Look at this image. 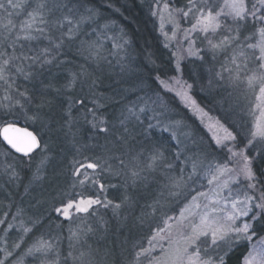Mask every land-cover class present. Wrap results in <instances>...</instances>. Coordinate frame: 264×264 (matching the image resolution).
<instances>
[{"label": "rangeland", "instance_id": "1", "mask_svg": "<svg viewBox=\"0 0 264 264\" xmlns=\"http://www.w3.org/2000/svg\"><path fill=\"white\" fill-rule=\"evenodd\" d=\"M1 1L0 3L6 2L8 5L7 0ZM28 1L13 0V3H19L20 7L13 8L8 5L6 8L3 7V10L0 8V64H3L4 60L11 59L10 54L13 51L10 52L8 47L12 43L26 36L35 37L38 35L39 38L45 36L44 31L49 26L47 18L42 23L39 16L34 21L31 20L30 16L28 18L24 16L27 12ZM97 1L102 3L101 17H98L93 10H87L77 22L72 21L69 15L62 19L69 23L63 27L59 23H54L55 30L53 31L55 37L53 44L56 43L57 48L61 45L71 47L75 39L81 40L79 57L84 62L80 65V69H82L80 77L85 85H89L87 88L89 97L95 95V97L104 98L108 95L107 91L99 90L96 87L98 82L92 83L90 80L95 70H97L96 73L102 72V75L106 74L116 81L124 73L129 75L132 71H137V60L139 64L147 67L146 77L152 73L156 88L164 93L163 95L159 93L160 96L166 97V100L169 98L175 100L185 114L182 121L171 123L172 127L168 131L172 132L173 139L179 142L181 150L178 151V154L180 158L184 159L183 169H190V175L185 179L180 177L182 180H179L180 188L184 189V194L190 188L189 196L185 198L176 211L166 215L161 226L152 231L151 237L145 240L143 248L150 249V251L140 255L138 261L133 263L156 264L157 259L163 262L174 249L185 246V237L191 235L192 225L198 224L199 216L208 209H217L218 211L213 215L223 217L225 214L234 211L231 203L233 200L241 201L237 203L236 207L243 209L242 202L245 195L254 197L255 203H258L261 195L264 194V177L260 178L254 167L256 158L264 151V139L252 137L257 124H264V96L260 93V88L264 86V83L256 80L252 87H249L247 83L248 77L253 74L259 76L264 72V69L261 68L264 60L258 59L260 49L248 47V45L261 42L259 29L264 27V23L254 20L250 16L243 21L233 19L229 15L230 9L227 6L231 0H191V3L190 0H139V3L147 9L148 18L151 21L150 26L155 32V40L160 42L172 55L173 71L171 73L170 68L157 61L154 51L150 50L148 46L150 41H148L147 36L139 40L137 47H132L137 52L125 53V50L132 46V43L129 39L126 41V38L121 36L123 29L120 25L122 22L128 26H135L129 15L133 10L132 0ZM245 4L249 11L255 5L259 9L257 15H264V5H261L259 0H245ZM190 8L191 11H189ZM209 8L213 14L221 12L218 18L220 27L215 32L211 30L203 32L199 25L193 30L192 26L200 17L198 9H203L206 13ZM40 10L45 11V7ZM185 12L188 13L187 16L184 15ZM43 17L45 16L43 15ZM100 18H104V20L98 22ZM85 22L90 24L83 38V33L77 25L80 23L82 27ZM28 24H31L30 28L27 27ZM65 27L67 30L64 31ZM114 28L119 29L120 33L111 31V29L115 30ZM135 28L139 29L138 27ZM225 37H228L227 41H225ZM85 38L89 39L83 41ZM109 43L113 44L112 48H109ZM7 44H9L8 47H6ZM212 44L221 46L213 48ZM31 47H28V50H32L34 46L31 45ZM240 52H243L244 56H240ZM190 61H194L193 63L197 65V74L204 75L205 70L208 72L206 83L201 86L204 90L212 92L210 100L205 98V94H202L204 91L201 90V87L199 90H195L196 86L194 87V83L187 78L185 73L184 76L181 75L182 64H189ZM7 66L5 79L0 80V128L4 123L2 120L9 116L8 111L11 109L9 101L14 94L10 91L14 85L12 84L14 76L11 72L9 73ZM26 67L19 65L15 68L16 73L23 74L24 78L30 79L31 73ZM19 70L23 72L20 73ZM139 70L138 72H140ZM237 73L239 74L238 80L235 79ZM130 84L128 92L136 94L134 100L138 103L141 99L145 100L142 105L143 111L148 110L147 108L150 110L156 103L164 106L162 101L154 103L155 101L152 102V100L148 106L150 98L147 99L148 93L142 90L143 85L139 84L137 80ZM137 84L141 86L138 87ZM93 85H96V88ZM189 85L191 87H188ZM184 94L191 97L195 104L185 101ZM5 96H9L10 99H5ZM112 99L114 96L111 97ZM132 107L128 108L125 114L121 113L120 117L126 115V119L136 118L139 120L143 111L140 110L141 108L137 110L135 105ZM95 108V105L92 104L90 126L93 132H100L106 128V120L100 116L99 111H96ZM129 109H132L135 114H131ZM116 123L120 124L121 119ZM225 129L235 137L234 140L224 139ZM217 138L221 139L220 144L216 143ZM39 139L41 146L37 151L42 150L41 153H43V140L40 136ZM249 140H252L251 144L248 143ZM241 151H243L244 156L251 160V168L255 176L253 180H247L243 176L237 175L244 164L243 156L239 155ZM234 153L236 154L234 155ZM43 154H41L39 165L43 162L41 159L47 156V154ZM52 159L51 157L48 166H51L52 170L50 171L53 172L57 169L58 163H56V156ZM88 163H95L98 167L96 169L80 167V165H87ZM34 165L31 164V159L18 163L7 159L0 152V264H96L93 260L91 261L90 257H86L87 253L76 252L75 247L77 245L75 244L79 242L76 241L74 234L75 228L78 230V225L73 228V235L65 233L56 238L55 235L53 237L35 236L32 232V224L29 223L23 213L22 204L25 205V202L31 199L27 191L30 186H33V181L37 179V172L34 173L33 171L35 170ZM193 165H195V171ZM218 168L228 170L221 173ZM72 173L73 178L77 179L75 184V189L78 188L76 195H69L64 201L65 203L59 205L60 211H56L58 208L54 210V216H52L53 218L50 217L51 219L61 217L63 220L69 221L84 216L89 218L86 216H95L99 208L111 207L112 201L102 198V193L93 195L88 190L81 189L84 186L88 187L91 179V183L95 182L100 185L99 191L103 190L102 180L104 179L102 178L104 177H102L103 172L99 163L93 159L81 160L74 166ZM214 176L216 179H213ZM250 184H255L256 187L251 188L249 187ZM84 188L86 189V187ZM172 192L173 188L169 193ZM201 193L204 195H200ZM193 197H196L195 202H193ZM89 199L99 200L100 203L93 204L87 212L76 211L75 204H78L80 200L87 201ZM69 202H74V207L67 209L69 215L65 216V206ZM196 204L199 205V208L195 207ZM186 207H189L193 214L190 216L186 211L185 218L181 219L180 213ZM257 211L259 210L253 206L247 217H240L236 221L237 226L244 221L252 223L256 230V235L252 240H238L230 248L219 242L218 245H210V239L205 243L198 241L201 246L202 258L212 257L219 264L218 257H223L224 260L230 250L241 244H247L249 248L246 256L251 252L255 257L253 264H264V244H261V239L264 238V213H261L256 221L251 220V216ZM53 227L60 229V224H53ZM161 229L163 231H159ZM154 236L156 238L152 239ZM204 240L205 238L202 237L201 241ZM30 249L32 251H29ZM191 251L190 248L189 252ZM245 257L242 264H244Z\"/></svg>", "mask_w": 264, "mask_h": 264}, {"label": "trees", "instance_id": "2", "mask_svg": "<svg viewBox=\"0 0 264 264\" xmlns=\"http://www.w3.org/2000/svg\"><path fill=\"white\" fill-rule=\"evenodd\" d=\"M38 2L45 5V11L38 9ZM132 2L133 10L129 15L135 26H128L122 22L120 25L123 29L121 31L123 34L120 35L132 43L125 53L135 52L133 48L138 46L140 39L147 36L150 41L148 46L154 51L157 61L170 68L172 73V55L155 40V32L150 26L147 9L139 3V0ZM3 4L5 8L8 6L6 2ZM101 5L102 3L97 0L28 1L24 16L28 18L30 13L40 11L45 16H42V19L47 18V24L51 27L48 26L44 31V37L39 38L36 35L33 39L22 38L10 46V43L6 45L9 46L10 52L13 51L12 55L9 53L11 59L7 70L14 76L12 83L14 85L10 89L14 94L9 101L11 107L8 111L9 116L2 122L3 125L12 122L32 129L43 140L44 154L39 150L30 156L21 155L4 143L1 137L0 152L9 160L19 163L31 159V164H35L33 171L37 172V179L27 191L31 199L25 200V205L22 204L23 213L32 224V232L35 236L55 235L56 238L65 233L73 235V228L78 225V230L75 228L76 241L79 242L75 244L77 253H87L86 257H90L96 264H133L138 261L140 256H137V253L144 248V242L151 237L152 231L161 226L166 215L176 211L189 196L190 188L184 194L183 188L173 186L175 181L181 179L180 177L187 178L190 169H183L184 159L178 154L181 150L180 145L173 139V133L168 131L172 127L171 123L182 121L185 114L175 100L171 98L166 100V97L160 96L164 93L156 88L152 73L146 77L147 67L139 64L137 60V71H132L129 75L124 73L116 81L106 74L102 75V72L96 73L95 70L90 80L99 84L93 87L107 91L108 95L104 98L95 95L89 97L90 94L87 93L89 85H85L80 77L82 72L80 65L84 62L79 57L81 40L75 39L71 47L61 45L57 48L56 43L53 44L54 23H59L63 27L69 23L67 20H62L64 17L70 15L72 21H77L87 10H93L99 17L102 14ZM102 20L104 18H100L98 22ZM89 24L85 22L82 27L80 23L77 25L83 33V38ZM114 29L111 31L120 33L119 29ZM87 39L89 38L83 41ZM31 45L34 46L33 49L28 50V47L32 48ZM108 46L112 48L113 44L109 43ZM193 62L182 64L181 75L184 76L185 73L194 83V87L196 86L195 90L201 87L204 91L202 94L210 100L212 92L202 87L206 83L208 72L205 70L204 75L197 74V65ZM19 65L27 66L28 72L31 73L30 79L16 73L15 68ZM19 72L23 71L19 70ZM134 80L143 85L142 90L148 93L147 99L150 98L148 106L151 100L155 101L154 103L157 101L164 103V106L156 103L150 110L147 108L148 110L143 111L142 116H139V120L126 119V115L120 117L121 113L125 114L133 105L138 110L143 108L142 105L145 103L144 99L138 103L134 100L136 94L128 92L130 83ZM141 85L137 84L138 87ZM113 96L114 99L111 100ZM92 104L95 105V110L99 111L100 116L105 118L107 132L103 130L93 132L90 126ZM162 116L164 118H161ZM119 117L121 123L117 124ZM157 151L162 152L163 156L153 163L151 157ZM41 154L47 156L46 159H41L43 162L39 165ZM55 156L58 165L52 172L51 166L48 165L50 158L54 159ZM90 159L95 160L102 168L103 190L99 191L100 185L91 183V179L88 187L84 186L86 189L84 187L81 189L88 190L93 195L102 193V198L112 201L111 207L99 208L95 216H86L89 218L84 216L69 221L61 217L51 219L54 210L60 204H64L69 195H76L78 188L75 189L77 179L73 178L72 173L74 166L81 160ZM254 167L260 178H263L264 151L256 158ZM133 173L138 175L133 176ZM171 188L173 192L169 193ZM117 204L120 205L119 208L114 207ZM56 223L60 224V229L53 227ZM248 248L247 244H241L230 250L224 259V264H242Z\"/></svg>", "mask_w": 264, "mask_h": 264}, {"label": "snow or ice", "instance_id": "3", "mask_svg": "<svg viewBox=\"0 0 264 264\" xmlns=\"http://www.w3.org/2000/svg\"><path fill=\"white\" fill-rule=\"evenodd\" d=\"M8 5L17 8L20 7L19 3H13V0H7ZM191 3V0H190ZM259 3L261 5H264V0H259ZM5 5L3 3H0V8H3ZM229 7V15L233 17V19H239L241 21L245 20L247 17H252L254 20H259L260 22L264 23V15H257L259 12V9L256 8L255 5H253V9L249 11L247 5L245 4V0H231L230 3L227 4ZM45 5L40 4L38 5V9H43ZM167 7V5H165ZM191 11V8L189 9ZM200 12V17L196 19V23L192 26L193 30L196 29V27L199 25L201 26V30L203 32H208L209 30L215 32L216 29L220 27V24L218 23V18L221 15V12H217L213 14L212 10L209 8L207 12L203 9H198ZM31 20H35L37 16L41 17V22L43 23V13L40 11H36L35 13H30ZM185 16L188 15L187 12L184 13ZM83 19V18H82ZM9 24H11V21H9ZM7 27V25H6ZM27 27H31V24H28ZM71 32V29L69 30ZM259 33L261 36V42L259 44L255 45H248L250 48H259L260 49V56L258 59L264 60V27L259 29ZM26 39H33L34 37L26 36ZM225 41L228 40V37L224 38ZM211 44V41H209ZM221 45L218 44H212L213 48H219ZM240 56H244L243 52L239 53ZM9 64V60H4L3 64H0V80L5 79V69L6 66ZM261 68L264 69V64H261ZM236 80L239 79V74L237 73ZM259 80L262 83H264V72H262L259 76H256L253 74L252 76L247 78V83L249 87H252L253 82ZM188 87H191L189 85ZM260 93L262 96H264V86H261ZM185 101L191 102L193 105L195 104V101L191 99V97L184 94L183 96ZM5 99H10L9 96H5ZM19 103V101H17ZM81 103H83L81 101ZM143 111V109H140ZM129 112L131 114H135L132 109H129ZM94 115V114H93ZM149 127H152V125H149ZM167 130V128L165 129ZM104 132H107L108 129L104 128ZM225 137L224 139L228 140H234L235 137L232 136L231 133H228L225 129ZM0 135L3 136L4 140L7 141L8 144H10L13 148H15L17 151L22 153H29L31 152L35 147L38 146V140L37 137L30 131H28L27 128H19L14 123H8L2 128H0ZM252 137H260L264 139V124H257L256 131L252 133ZM222 141L220 138H217L216 143L220 144ZM179 143V142H178ZM249 144L252 143V140L248 141ZM231 151V149H230ZM236 153H234L235 155ZM239 155L243 156L244 164L243 167L239 170L238 176H243L247 180H253L255 178L254 173L251 168V160L249 157L243 155V151L239 153ZM163 156L162 152L157 151L156 154H154L151 159L153 163L155 161L161 159ZM81 168H88V169H96L98 167L95 163H88L87 165H80ZM193 170L195 171V165H193ZM228 169L226 168H218L219 172H224ZM138 175L137 173H133V176ZM213 179H216L214 176ZM211 182V181H210ZM173 186L176 188L180 187V181H175L173 183ZM227 186V185H225ZM249 187L255 188V184H250ZM200 195H204L201 193ZM196 197H193V202H195ZM239 200H233L232 208L233 212L225 214L223 217L213 215L218 210L215 208L208 209L203 214L199 216V223L194 224L191 227V235L185 237V246L183 248H176L172 251L170 256L166 258L163 262L160 260H156V264H217L216 261L213 260L212 257H208L207 259H203L201 256V246L198 243L200 241L201 243L208 242L210 239V245H218L219 243L225 244L227 247H231L232 244L238 240H245L250 241L253 239V237L256 235V230L253 228L252 223L244 221L239 226L236 225V221L240 217H247L249 215V212L252 211L253 206L258 209L256 213H254L251 216L252 221H256L258 217L261 215V213H264V194L260 197V202L255 203V198L251 196L245 195L243 200V209L237 208V203H240ZM99 200H80L78 204H75L76 211L80 212H87L88 209L93 204H99ZM111 203V202H109ZM74 207V202H69L65 206L64 215L68 216L69 213L67 209H71ZM115 208H119L120 205H114ZM195 207L199 208V205L196 204ZM207 207V206H205ZM56 211H60V209H56ZM188 212V214L191 216L193 213L190 211L189 207H186L184 210L180 213V218H185V212ZM171 219V218H169ZM159 231H163L162 229ZM75 235V234H74ZM205 238L204 241H201V238ZM154 236L152 239H155ZM261 244H264V238L261 239ZM192 249L191 252H189V249ZM39 250V249H37ZM207 251V249H204ZM29 251H32L30 249ZM150 249H142L141 252L137 253V256L143 255L146 252H149ZM255 257L250 252L248 256L245 257L244 264H253V260ZM219 264H224L223 257H218Z\"/></svg>", "mask_w": 264, "mask_h": 264}, {"label": "water", "instance_id": "4", "mask_svg": "<svg viewBox=\"0 0 264 264\" xmlns=\"http://www.w3.org/2000/svg\"><path fill=\"white\" fill-rule=\"evenodd\" d=\"M10 123H12V122H10ZM6 124H8V123H6ZM6 124H4L3 126H5ZM17 127H19V128H27L28 129V131H30V132H32L36 137H37V140H38V146L37 147H35L31 152H29V153H27V154H25V153H22V152H19V151H17L15 148H13L10 144H8L7 143V141L6 140H4V138H3V136L2 135H0V137H1V139L4 141V143H6L12 150H14L15 152H17V153H19V154H21V155H24V156H30V155H32L34 152H36L39 148H40V146H41V141H40V139H39V136L32 130V129H30L29 127H27V126H25V125H22V124H18V123H14ZM2 126V127H3ZM1 127V128H2Z\"/></svg>", "mask_w": 264, "mask_h": 264}]
</instances>
